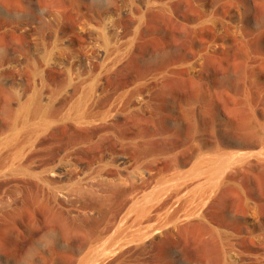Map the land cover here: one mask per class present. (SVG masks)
I'll return each mask as SVG.
<instances>
[{
  "label": "rangeland",
  "instance_id": "obj_1",
  "mask_svg": "<svg viewBox=\"0 0 264 264\" xmlns=\"http://www.w3.org/2000/svg\"><path fill=\"white\" fill-rule=\"evenodd\" d=\"M0 11L10 30L0 47V264H264V0H7ZM64 61L105 81L101 109L127 90L145 96V113L103 137L54 129L64 107L54 82L74 73ZM32 96L45 117L27 123ZM62 151L69 165L54 176ZM208 159L228 167L198 220L109 243L106 220L141 195L118 179L140 162L158 180Z\"/></svg>",
  "mask_w": 264,
  "mask_h": 264
},
{
  "label": "bare ground",
  "instance_id": "obj_2",
  "mask_svg": "<svg viewBox=\"0 0 264 264\" xmlns=\"http://www.w3.org/2000/svg\"><path fill=\"white\" fill-rule=\"evenodd\" d=\"M6 1L7 0H0V8L4 9ZM117 12L118 10L112 8L108 13L110 15H116ZM49 21L53 23L52 19ZM24 30L25 32L22 35L24 40H31L34 34H30L27 27ZM9 31L8 27L0 24V47H2V49L6 48V38L9 36ZM54 32L56 33V38L63 36V44H71L69 34L62 28L58 27L55 23ZM77 32L86 36L85 46H83L82 49L84 51H91L94 46V30L90 28L86 20L81 19L78 22ZM61 65L65 71H74V73L69 74L60 82L56 83L57 80L54 82L56 84V87H54V103L59 102L64 106L62 108L63 112L59 116L54 117V129L58 125H62L63 127L74 126L78 128H86L92 132H97L99 135H96V137H103V135L109 133L113 134V130H115V126L118 121L131 112H135L138 115H143L145 113V96L142 97L139 95L135 98L126 99L125 96L127 90H122L119 94L113 97V99L108 103L107 108L101 109L98 106L99 101L102 97L107 95L105 81L99 75L85 76L82 74L81 64H79V61L76 64L64 61ZM29 100L37 101L35 108H30L29 103L26 104V107L23 110L24 120L28 123V117L26 116L30 114L33 116V119L39 117L44 118L45 110L42 109L43 107H40L38 102L39 100L35 96H32ZM17 132L14 131L16 134ZM17 137H19V135ZM61 153H63V157L58 160L55 159L57 164L54 162V176H57V172L59 170H64L65 167L69 165L68 153L65 151H62ZM222 159L221 162L223 161ZM210 160L208 159V162H194L187 171L181 174H174L170 178H161L158 180H155V175L151 176V174L142 167L143 163L140 162L136 165L135 168H137V171L132 175V178L118 179L124 184L129 181L136 182L139 186L138 192L141 195L134 198L129 205L122 208V210H120L115 216L106 220L105 226L107 233L109 234V237L107 238V240L110 241L109 243H114L116 241L148 240L155 235L160 234V232L165 228H171L182 221L198 220L200 217L203 199H207L210 195L214 194L216 188L221 184V180H223L222 178L225 174V169L228 167L227 164H225L227 167L224 168L225 166L223 163L225 160L222 164H220L221 162H209ZM213 160L215 159L213 158ZM118 161L121 165L129 163L125 157H119ZM231 161L229 167L232 166L231 163L233 161ZM12 163L15 164L16 161ZM108 166H111V164L109 162H105L102 168L97 171V174ZM112 181L114 180L112 179ZM121 182L120 184H122ZM117 183L119 184V182ZM206 184L208 186H206ZM203 185L207 187H205V190H207L205 194L202 192L205 191L202 189ZM149 188L150 190L152 188V190L147 193ZM106 246H104V248H107ZM113 247L114 246L111 248ZM105 251L107 252L108 250ZM100 252L95 254L99 256ZM103 252L104 251L101 252V255L104 254ZM98 256H96V258ZM99 259L97 258V260H94L96 261L95 264H97Z\"/></svg>",
  "mask_w": 264,
  "mask_h": 264
}]
</instances>
